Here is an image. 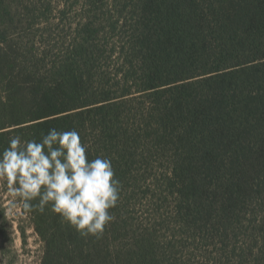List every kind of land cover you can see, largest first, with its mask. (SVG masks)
Wrapping results in <instances>:
<instances>
[{
  "label": "trees",
  "instance_id": "trees-1",
  "mask_svg": "<svg viewBox=\"0 0 264 264\" xmlns=\"http://www.w3.org/2000/svg\"><path fill=\"white\" fill-rule=\"evenodd\" d=\"M23 1L0 0V152L75 129L121 185L99 237L23 209L40 264H264V0H61L51 47Z\"/></svg>",
  "mask_w": 264,
  "mask_h": 264
},
{
  "label": "clouds",
  "instance_id": "clouds-1",
  "mask_svg": "<svg viewBox=\"0 0 264 264\" xmlns=\"http://www.w3.org/2000/svg\"><path fill=\"white\" fill-rule=\"evenodd\" d=\"M89 152L75 129L53 128L39 140L13 134L0 152V178L26 213L47 207L80 236L99 237L115 219L121 185L111 159Z\"/></svg>",
  "mask_w": 264,
  "mask_h": 264
},
{
  "label": "rangeland",
  "instance_id": "rangeland-1",
  "mask_svg": "<svg viewBox=\"0 0 264 264\" xmlns=\"http://www.w3.org/2000/svg\"><path fill=\"white\" fill-rule=\"evenodd\" d=\"M33 1L40 6L46 18L32 21L47 25L48 36L36 39L47 44L66 43L70 38V29L78 21L75 10L69 9L67 14L60 15L63 9L61 0H24L23 8L32 7ZM25 17V14L20 15ZM28 24V23H27ZM39 47H42L38 45ZM44 49V46L41 48ZM146 206L133 207L134 217L144 227L153 222V211ZM170 212V207L167 210ZM169 235V232H162ZM43 242L35 231L33 220L30 215L24 213L22 202L13 198L7 188V182L0 178V264H40L43 256Z\"/></svg>",
  "mask_w": 264,
  "mask_h": 264
}]
</instances>
